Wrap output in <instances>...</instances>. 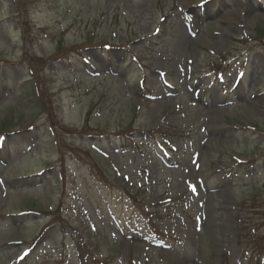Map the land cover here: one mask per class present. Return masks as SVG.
Wrapping results in <instances>:
<instances>
[{
	"label": "rangeland",
	"instance_id": "obj_1",
	"mask_svg": "<svg viewBox=\"0 0 264 264\" xmlns=\"http://www.w3.org/2000/svg\"><path fill=\"white\" fill-rule=\"evenodd\" d=\"M0 264H264V0H0Z\"/></svg>",
	"mask_w": 264,
	"mask_h": 264
},
{
	"label": "snow or ice",
	"instance_id": "obj_2",
	"mask_svg": "<svg viewBox=\"0 0 264 264\" xmlns=\"http://www.w3.org/2000/svg\"><path fill=\"white\" fill-rule=\"evenodd\" d=\"M24 255H27V253H25ZM21 259H23V257H21Z\"/></svg>",
	"mask_w": 264,
	"mask_h": 264
}]
</instances>
